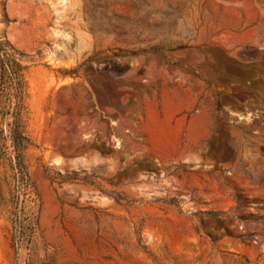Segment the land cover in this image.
<instances>
[{"label":"rangeland","instance_id":"374dc122","mask_svg":"<svg viewBox=\"0 0 264 264\" xmlns=\"http://www.w3.org/2000/svg\"><path fill=\"white\" fill-rule=\"evenodd\" d=\"M0 43V264H264V0H0Z\"/></svg>","mask_w":264,"mask_h":264},{"label":"trees","instance_id":"16d2710c","mask_svg":"<svg viewBox=\"0 0 264 264\" xmlns=\"http://www.w3.org/2000/svg\"><path fill=\"white\" fill-rule=\"evenodd\" d=\"M0 123L8 115L13 118L9 136H3L0 129V145L6 143V139L11 140V159L18 167L19 154L17 152L25 149L29 145V139L24 135L19 126V118L22 110V101L25 91L23 74L25 67L14 57H12L0 43Z\"/></svg>","mask_w":264,"mask_h":264}]
</instances>
